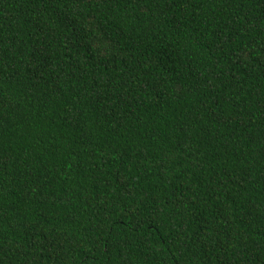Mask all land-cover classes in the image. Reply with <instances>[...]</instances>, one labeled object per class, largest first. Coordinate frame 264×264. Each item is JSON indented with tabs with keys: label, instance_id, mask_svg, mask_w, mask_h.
I'll return each instance as SVG.
<instances>
[{
	"label": "trees",
	"instance_id": "trees-1",
	"mask_svg": "<svg viewBox=\"0 0 264 264\" xmlns=\"http://www.w3.org/2000/svg\"><path fill=\"white\" fill-rule=\"evenodd\" d=\"M0 264H264V0H0Z\"/></svg>",
	"mask_w": 264,
	"mask_h": 264
}]
</instances>
